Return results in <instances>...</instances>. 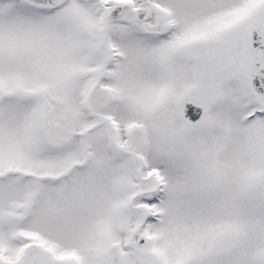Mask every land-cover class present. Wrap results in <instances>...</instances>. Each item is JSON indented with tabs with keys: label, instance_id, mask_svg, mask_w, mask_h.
Listing matches in <instances>:
<instances>
[{
	"label": "snow or ice",
	"instance_id": "6c2138e0",
	"mask_svg": "<svg viewBox=\"0 0 264 264\" xmlns=\"http://www.w3.org/2000/svg\"><path fill=\"white\" fill-rule=\"evenodd\" d=\"M0 264H264V0H0Z\"/></svg>",
	"mask_w": 264,
	"mask_h": 264
}]
</instances>
